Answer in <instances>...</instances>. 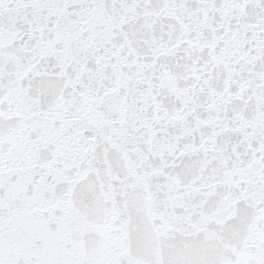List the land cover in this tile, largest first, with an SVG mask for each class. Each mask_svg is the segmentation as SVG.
Segmentation results:
<instances>
[{
	"label": "snow or ice",
	"instance_id": "obj_1",
	"mask_svg": "<svg viewBox=\"0 0 264 264\" xmlns=\"http://www.w3.org/2000/svg\"><path fill=\"white\" fill-rule=\"evenodd\" d=\"M0 264H264V0H0Z\"/></svg>",
	"mask_w": 264,
	"mask_h": 264
}]
</instances>
